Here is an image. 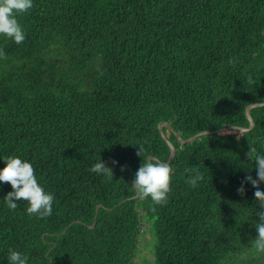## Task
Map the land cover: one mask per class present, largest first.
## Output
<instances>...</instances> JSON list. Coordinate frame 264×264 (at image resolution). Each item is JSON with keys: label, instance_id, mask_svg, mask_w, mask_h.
Segmentation results:
<instances>
[{"label": "trees", "instance_id": "1", "mask_svg": "<svg viewBox=\"0 0 264 264\" xmlns=\"http://www.w3.org/2000/svg\"><path fill=\"white\" fill-rule=\"evenodd\" d=\"M17 19L21 44L0 35V170L5 156L28 161L55 200L43 219L27 201L13 211L0 182V264L10 248L28 264H135L147 230L150 264H264L250 244L255 189L237 192L257 178L246 153L264 154V107L250 132L181 144L164 127L177 149L166 204L130 186L139 147L169 159L161 122L183 139L250 126L247 107L264 102V0H33ZM99 159L113 179L89 171Z\"/></svg>", "mask_w": 264, "mask_h": 264}, {"label": "clouds", "instance_id": "2", "mask_svg": "<svg viewBox=\"0 0 264 264\" xmlns=\"http://www.w3.org/2000/svg\"><path fill=\"white\" fill-rule=\"evenodd\" d=\"M33 7V0H0V35L12 39L16 44H21L25 40V33L18 22L17 16L26 14ZM0 59H6L3 49H0ZM230 64L234 63L229 59ZM247 82L253 84L251 76ZM138 156L143 157V163L135 173V178L130 182V186L136 190L141 198L150 197L154 204L164 205L167 203L170 192L171 164L161 161L159 158L144 156L143 147H139ZM249 160L256 165L257 178L251 175L245 177V181L237 189L239 195H245V183H250L255 189L254 196L260 205L261 211L256 215L259 222L255 223L258 237L250 241L253 249L258 253H264V191L260 190V184L264 183V154L257 153L255 148H250L246 153ZM5 167L0 170V182L8 183L13 189L4 198L7 208L15 211L18 207L16 201H27V213L40 219L50 216L53 212V202L55 196L51 192H45L38 183L34 174V167L26 160L17 156H5L3 159ZM116 164V161H112ZM125 169L122 167L121 171ZM96 174H102L108 179H113V169L99 159L89 170ZM185 173L193 175L186 181L191 187L198 186V182L204 179L196 167L186 168ZM29 257L19 251H8L9 264H28Z\"/></svg>", "mask_w": 264, "mask_h": 264}, {"label": "water", "instance_id": "3", "mask_svg": "<svg viewBox=\"0 0 264 264\" xmlns=\"http://www.w3.org/2000/svg\"><path fill=\"white\" fill-rule=\"evenodd\" d=\"M260 107H264V102L263 103H254V104H251L250 106L247 107V110H246V116H247V119L249 120V123H250V126L248 128H244V127H238V126H230V127H227L223 130H219V131H213V132H210V131H204V132H201L191 138H188V139H183L175 130L174 128L172 127V125L170 123H167V122H161L159 124V131L162 135V137L164 138V140L167 142V144L169 145L170 147V156H169V159L167 162L165 163H169L171 164L173 159L175 158L176 156V152H177V149L176 147L174 146V144L168 140V138L166 137L165 135V132H164V127L166 128H169L178 138L179 142L181 144H187V143H190L194 140H196L197 138L199 137H202V136H205V135H209V134H213V133H217V132H220V131H228V130H240L242 132H250L254 129L255 127V121L251 115V111L253 109H256V108H260ZM136 199H139L140 196L138 195V193L136 194L135 196ZM101 206H98L97 207V211L100 209ZM96 225V221L94 222V225L93 227ZM92 227V228H93Z\"/></svg>", "mask_w": 264, "mask_h": 264}, {"label": "rangeland", "instance_id": "4", "mask_svg": "<svg viewBox=\"0 0 264 264\" xmlns=\"http://www.w3.org/2000/svg\"><path fill=\"white\" fill-rule=\"evenodd\" d=\"M154 240L149 230L143 234L139 240L138 252L135 257V264H150L154 263Z\"/></svg>", "mask_w": 264, "mask_h": 264}]
</instances>
